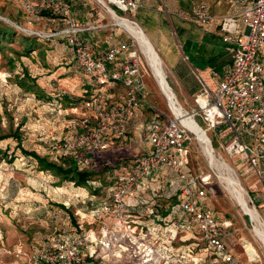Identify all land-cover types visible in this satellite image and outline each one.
<instances>
[{
  "label": "rangeland",
  "instance_id": "1",
  "mask_svg": "<svg viewBox=\"0 0 264 264\" xmlns=\"http://www.w3.org/2000/svg\"><path fill=\"white\" fill-rule=\"evenodd\" d=\"M102 2L86 0L85 12L93 14L94 18L90 22L97 28V36L101 41L109 36L107 42H121L126 50L134 49L137 52L145 85V100L139 109L145 108L144 114L149 119L172 118L168 102L152 78L136 41L117 25L112 14L136 25L135 19L143 25L146 33L153 36L150 25L140 18L141 15L133 19L108 0ZM181 2L192 7L196 0ZM191 7H187L185 15L191 13ZM74 18L77 22H82L75 14ZM29 21L21 10L19 0H0V25L13 28L16 34L40 40L43 44L41 51L32 53L29 58L18 59L12 53V50L21 52L22 47L17 45H12L0 55V74L10 77L7 87L0 86V134L14 133L17 130L21 134V146L25 150L55 161L56 146L81 132L85 120H88V126L91 125L90 114L82 109L79 101L89 80L71 58L65 39L60 35L64 30L61 22L46 12L39 15L38 21H31L30 24ZM177 49L180 50L179 46ZM157 51L166 82L176 101L182 106V114L191 113L196 109L194 97L187 94L175 77L181 79L188 73L186 89L195 86L200 91L203 85L198 74L209 90L213 91L207 72L200 71L197 63L193 64L188 59L187 50L181 56L182 60L176 63L173 54L166 53L165 56V50L160 48ZM24 67L50 100L36 98V95L24 93L17 87V79ZM106 89L100 88L103 92ZM62 95L70 98L68 103L64 100L62 103L58 102ZM196 122L199 123L200 119L196 118ZM207 137L212 140L215 158L225 161L235 176L236 171H240L239 179L244 180L246 168L235 167V161L227 158L216 145L213 135L207 134ZM195 138L193 135L187 143L190 170L196 175H210L212 194L208 205L219 217L230 219L233 223V227L225 234L226 241L235 249L241 264H248L241 248V244L245 242L252 243L258 256L260 255L259 264H264V249L253 236L252 224L228 193L220 178L218 163L210 164ZM5 147L8 148L7 156L13 154L14 158L11 163L7 159L0 161V264H51L45 258L54 256L57 251L68 258L62 264H78L84 259H90L89 263L87 261L84 264H210L209 255L206 256L201 246H196L200 242L197 234L174 228L172 224H158L161 215L172 203L167 199L168 186L172 184L170 175L162 174V178L168 179L170 184L168 182L165 185L163 182L155 185V181L150 182V186L158 191L155 194H161L157 202L161 204V208L157 213L152 209L156 202L151 199V193L144 191L138 193L139 199L133 202L135 206L131 205L134 214L129 213L125 223L118 225L113 214L100 208L103 202L109 201L110 194L106 189L92 195L91 191L75 188L67 183L57 187V179L39 172L35 161L24 158L15 148L14 140L10 138L0 142V149ZM115 148L114 152L111 150L104 153L105 157L112 160L122 145ZM226 169L221 171L224 176H228ZM243 189L246 191L247 188ZM245 198L248 206L254 207L260 216V222L264 224V203L255 194H251L250 198L245 194ZM139 200L147 203L139 204ZM61 206H64L63 209Z\"/></svg>",
  "mask_w": 264,
  "mask_h": 264
},
{
  "label": "built area",
  "instance_id": "2",
  "mask_svg": "<svg viewBox=\"0 0 264 264\" xmlns=\"http://www.w3.org/2000/svg\"><path fill=\"white\" fill-rule=\"evenodd\" d=\"M19 1L29 24L38 21L43 12L62 23L64 30L60 35L65 39L72 60L86 77H96L100 88H119L123 92L122 101L113 106L105 102L101 93L85 101L83 109L89 112L91 125L88 126L89 122L85 120L81 132L58 144L57 156L65 158L86 149L108 152L113 139L126 136V122L145 100L137 52L111 45L102 58L95 56L93 44L82 37L95 28L77 22L72 12L73 4L86 0ZM112 1L120 11L132 17L141 7V0ZM88 15L92 16V13ZM189 17L200 26L211 20L207 6L202 3L192 8ZM219 30L223 43L232 45V60L219 74L214 90L210 91L201 81L203 86L194 97L195 110L179 116L171 112L172 118L150 122L147 132L139 139L142 145L149 147V153L130 160L126 169L116 176L115 189L108 197L111 205L105 210L115 216L118 225L125 223L129 213L125 199L133 196L134 188L142 181L167 169L181 188L176 205L178 217L173 224L182 230L197 231L200 242L210 253V264H241L234 248L225 239L228 229L233 227L232 221L220 219L213 210L205 207L212 194L211 177L191 172L187 143L193 137L192 127L184 125L181 119L191 118L206 136L213 135L216 145L228 159L235 161V167L246 168L244 180L239 179L241 172L235 170L239 183L247 188L244 193L249 198L255 194L264 203V0H250L239 16L222 17ZM210 76L214 80L218 73L211 72ZM8 79L7 74H0L3 87L8 86ZM196 118L200 119L199 123ZM207 140L213 152L212 140L208 137ZM227 169L232 170L231 167ZM249 202L253 203L251 199ZM247 217L253 229L256 222ZM258 243L262 248V243ZM244 244L241 248L246 262L259 264L260 255L250 259ZM53 255L45 261L62 264L68 260L58 251Z\"/></svg>",
  "mask_w": 264,
  "mask_h": 264
},
{
  "label": "crops",
  "instance_id": "3",
  "mask_svg": "<svg viewBox=\"0 0 264 264\" xmlns=\"http://www.w3.org/2000/svg\"><path fill=\"white\" fill-rule=\"evenodd\" d=\"M181 1L182 0H141V7L137 10L133 19L138 18L141 15L142 17L140 16V18H142L146 24L150 25L153 36L146 33L142 27L143 25H140L138 21L134 19V22L141 29L143 35L156 53L158 52L157 49H164L165 56H167L166 53H171V55L173 54L175 56L174 62L176 63L182 60L181 56L184 51L187 50L188 59H191L193 64L197 63V68L200 71L207 72L208 77L210 78L209 81L215 88L219 79V74H221V72L231 63L232 60V45L223 43L219 30L221 19L222 17L229 15L239 16L243 6L250 0H196V2L192 3V7L189 4L186 5V3H182ZM80 3L81 2L73 4L75 17L78 20H81L87 27H94L90 22L91 19L94 18L93 14L92 16H89L88 14L90 12H85L84 8L86 6V2L82 6ZM198 3L205 4L208 8V14L211 16V20L207 25L200 26L189 17L190 14L185 15L187 14L185 11H188L187 7H191L192 10V8ZM181 5H183V7H181ZM96 30L97 28L89 30L85 32L82 37L93 44L94 53L98 59L104 56L108 46L114 45L123 47L121 42L115 43V39V42H107V38L109 36L103 39L104 41H101L102 39H99V35L97 36ZM177 46H179L180 50L177 49ZM157 55L159 56L158 53ZM162 61L165 63L164 59ZM169 69L171 70V68ZM185 69L187 70L186 67ZM211 72L218 73L217 78L214 80L210 76ZM188 75V73L185 74V76L181 79L175 77V80L184 88L187 94L195 97V95L199 92V88L194 86L186 89V76ZM197 77L207 86L198 74ZM0 86L2 85L0 84ZM122 96V90L115 88V91L109 98L112 102L119 104L122 101ZM144 109L145 108L135 110L134 114L125 124L126 136L121 138L123 143L122 148L119 151L122 150L123 153H126V157L129 158V161L137 160L150 151L148 146L142 145L139 142L140 137L147 132L148 126L153 120L152 118L149 119L147 115L144 114ZM5 148H1V150H5ZM111 150L114 152V150H116L115 146H112L109 151ZM126 167L127 166H125L124 169H126ZM162 174H167L172 177L171 186L177 183V179L169 170L161 169L151 179H149V182L145 186L142 183L139 184L137 190H135V194L144 193V191L146 192L148 188L151 189L150 182L155 181V185H161L163 182L165 185H167L168 182L170 184V181H167L168 179L164 180V178H162ZM208 201L209 198L205 203V207L213 210L208 205ZM130 211L132 210L129 209V212ZM213 212L217 217H219L215 211ZM175 213L176 217H178L176 211ZM219 218L223 219L221 217ZM172 226L177 228L175 224Z\"/></svg>",
  "mask_w": 264,
  "mask_h": 264
},
{
  "label": "trees",
  "instance_id": "4",
  "mask_svg": "<svg viewBox=\"0 0 264 264\" xmlns=\"http://www.w3.org/2000/svg\"><path fill=\"white\" fill-rule=\"evenodd\" d=\"M79 2H81V6L85 3V1ZM12 45L22 47L21 52H15L14 50H12V53L15 54L18 59L29 58L32 53L40 52L43 47V44H41L40 40L29 39L22 35L16 34L13 28H4L0 25V55H2L5 50L11 47ZM20 76L17 79V87L20 88L24 93L34 94L36 95V98H45L47 100H50V98L46 97L44 92H42L43 90L39 88L40 86L36 84L35 78H32L30 76L27 68H22V74ZM87 79L89 80V83L84 86L82 97L79 100L81 101L82 109L83 103L85 101H87L90 97L100 93L104 97L105 102L108 105L113 106L117 104L112 102L109 98L113 94L115 89L106 90L103 92L100 90V84L97 82L96 77H87ZM68 99L70 98H66V96L62 95L58 98V102L62 103L64 100L68 103ZM158 119L160 118H153L154 121ZM10 138L16 142L15 148L19 150L22 156L35 161L39 172L47 173L48 175L57 179V187H60L63 183H67L73 185L75 188L91 191L92 195H97L102 189H106V192H108V194H111L116 186V176L124 171L125 166H128L129 158L126 157V153H123L122 150L119 151L117 156H115L112 160L108 157H105L104 153L106 152L99 153L96 150L86 149L80 152H76L75 154H72L65 158H59L57 156L55 161H51L47 157H40L37 153L33 151L25 150L21 146V134L17 130L14 133L2 135L0 134V141H4ZM122 143L123 142L121 141V138H115L113 139L112 145L117 147L118 145H122ZM7 151L8 148H5V150L0 149V161L7 159L8 163H11L13 161L14 156L12 154L8 157ZM148 182L149 179H145L144 181H142V184H144L145 186ZM104 183H106L107 186ZM93 185H96L97 187L94 188ZM137 187L134 188L133 196L131 198L125 199V203L128 206V209H133L132 206H135V203L133 204V202H135V199L138 198V193L135 194V190H137ZM168 188L169 194L167 196V199L171 200L172 203L169 204V206L165 210V213L161 215V219L158 222L159 225L164 226H166V224L173 225V223L177 219L175 211L181 189L180 184L178 182L173 184L172 186L169 185ZM147 191L148 193H151V199L156 202L152 209H154L157 213L158 210L161 208V204L157 203L159 201L158 198L161 197V194H155L158 191L154 187H151V189L148 188ZM138 203L145 204L147 202L139 200ZM110 205V201L103 202L100 205V208H108L110 207ZM61 207L63 209L64 206ZM129 213L134 214L133 211H130ZM184 231L192 234H197V231L194 229H185ZM199 243L196 244V246H201V248H203V251L206 252V256L209 255L210 257V253L206 250L205 246H203L202 243ZM87 261L89 263L90 259H84L78 264H84L85 262L87 263Z\"/></svg>",
  "mask_w": 264,
  "mask_h": 264
},
{
  "label": "bare ground",
  "instance_id": "5",
  "mask_svg": "<svg viewBox=\"0 0 264 264\" xmlns=\"http://www.w3.org/2000/svg\"><path fill=\"white\" fill-rule=\"evenodd\" d=\"M98 1L100 3H103L102 0H98ZM109 2L112 4L116 3L113 2L112 0ZM112 15L117 25L121 27L128 35H130L136 41L140 52L142 53V55L144 56L147 62L152 78L154 79L161 94L165 96L171 112H173L176 116L182 114V106L176 101L174 93L171 91L168 83L166 82V75L163 69L162 62L159 56L157 55V53L155 52V50L152 48L151 44L147 41V39L143 35L141 29L126 19L119 18L115 14ZM181 120L184 125L188 127H192L190 128L191 133L196 137L195 139H197L210 164L212 165L214 163H218L217 169L220 171L219 172L220 178L225 183L228 193L234 198L237 206L240 208L241 213L246 216H249L252 219V221L256 222V225L254 226L252 233L255 239H257L262 243V248L264 249V224L260 222V216L257 213V211H255V209L250 207V205L249 206L247 205L248 203L245 198V193H244L245 191L240 185L239 180L235 176L233 170L229 171L227 169L228 176H224L221 173V171H223L224 168H227L229 166L225 163V161L221 160L220 158L219 160H217L218 157L215 158L213 152L210 150L207 144L208 140L206 134L202 131V129H200L197 126V124H195V122L191 118H183ZM244 247L246 249V254H248L250 259L254 257H259L256 250L250 243L245 242Z\"/></svg>",
  "mask_w": 264,
  "mask_h": 264
}]
</instances>
